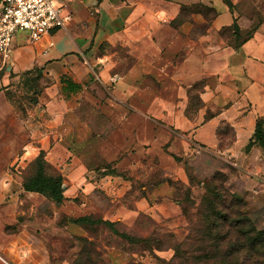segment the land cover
Wrapping results in <instances>:
<instances>
[{
	"label": "crops",
	"instance_id": "obj_1",
	"mask_svg": "<svg viewBox=\"0 0 264 264\" xmlns=\"http://www.w3.org/2000/svg\"><path fill=\"white\" fill-rule=\"evenodd\" d=\"M227 1L231 6L224 0H69L68 24L38 42L16 41L7 67L42 68L58 84L63 97L48 99L41 110L51 123H67V95L85 93L95 108L100 95L106 101L100 104L107 114L106 138L84 136L80 115L65 126L74 144L71 159L81 171H88L92 160H118L125 146L165 160L174 171V158L201 150L238 160L256 118L264 114V0ZM233 26L240 38L249 32L237 45ZM223 125L231 138L220 148ZM54 131L49 152L64 141ZM47 135L28 127L27 146L44 147ZM115 181L106 175V188L117 189L121 181ZM80 183V194L91 186L88 179ZM115 202L107 217L133 218L134 211ZM135 205L139 209L142 202ZM168 208L176 211L173 203ZM5 223L0 217V264L66 263L65 257L53 258L43 232L29 231L27 222L9 231ZM70 249L66 252L75 246Z\"/></svg>",
	"mask_w": 264,
	"mask_h": 264
},
{
	"label": "rangeland",
	"instance_id": "obj_2",
	"mask_svg": "<svg viewBox=\"0 0 264 264\" xmlns=\"http://www.w3.org/2000/svg\"><path fill=\"white\" fill-rule=\"evenodd\" d=\"M25 39V31H16L12 45ZM58 87L42 68L8 65L0 70V217L6 221L4 229L17 232L27 222L29 231L43 232L41 239L53 258L65 257V264H264V144L255 141L243 147L241 160L202 150L174 158L176 171L165 160L125 146L118 160H92L89 172L81 171L77 160L71 159L74 144L65 126L80 115L87 126L85 132L80 130L84 136L92 133L106 138L102 120L106 121L107 114L100 105L106 101L100 95L95 108L85 93L67 95L64 100L71 110L67 123H51L41 110L48 99L63 97ZM45 88L52 90L43 93ZM257 121L264 138V114ZM28 127L48 134L44 147L36 142L27 146ZM55 129L64 141L49 152ZM222 130L226 136L220 148L231 138L227 125ZM38 172L60 176L59 202L22 188ZM106 175L114 177L115 183L121 181L117 189L106 188ZM85 179L91 186L80 194L78 186ZM115 200L134 211L132 219L106 216ZM136 201L142 202L139 209ZM170 203L175 205L174 213L168 208ZM26 239L30 246L37 245L31 236Z\"/></svg>",
	"mask_w": 264,
	"mask_h": 264
},
{
	"label": "built area",
	"instance_id": "obj_3",
	"mask_svg": "<svg viewBox=\"0 0 264 264\" xmlns=\"http://www.w3.org/2000/svg\"><path fill=\"white\" fill-rule=\"evenodd\" d=\"M67 1L0 0V70L7 67L16 31H25L29 42H38L68 24L70 14L64 9Z\"/></svg>",
	"mask_w": 264,
	"mask_h": 264
},
{
	"label": "trees",
	"instance_id": "obj_4",
	"mask_svg": "<svg viewBox=\"0 0 264 264\" xmlns=\"http://www.w3.org/2000/svg\"><path fill=\"white\" fill-rule=\"evenodd\" d=\"M225 3L228 6H231L230 3L227 0H224ZM234 27V33H236V40L235 43L236 45L246 39V37L249 36V32L245 34L243 37L240 38V36L237 34V30ZM235 45V46H236ZM234 46V47H235ZM66 85H69L68 82H66ZM192 99L195 98V96L191 97ZM257 142L264 144V138L263 135L261 134V130L259 128L258 121L254 123V129L251 137L248 139L244 147H249L251 146L252 142ZM22 188L25 191H34L38 193H44L48 195L54 202H59L61 200V188H60V176L57 175L55 177H52L50 175H43L42 173H36L31 179L26 181L23 185ZM113 222L106 221V224H112Z\"/></svg>",
	"mask_w": 264,
	"mask_h": 264
}]
</instances>
